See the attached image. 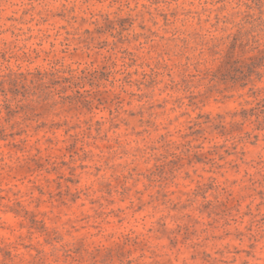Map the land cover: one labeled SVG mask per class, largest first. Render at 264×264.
Wrapping results in <instances>:
<instances>
[{
  "label": "rangeland",
  "instance_id": "obj_1",
  "mask_svg": "<svg viewBox=\"0 0 264 264\" xmlns=\"http://www.w3.org/2000/svg\"><path fill=\"white\" fill-rule=\"evenodd\" d=\"M0 264H264V0H0Z\"/></svg>",
  "mask_w": 264,
  "mask_h": 264
}]
</instances>
